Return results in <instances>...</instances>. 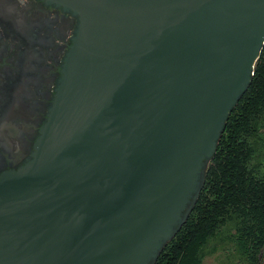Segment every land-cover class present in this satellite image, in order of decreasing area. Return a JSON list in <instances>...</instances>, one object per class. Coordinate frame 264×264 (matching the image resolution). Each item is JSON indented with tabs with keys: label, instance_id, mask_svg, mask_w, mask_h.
<instances>
[{
	"label": "water",
	"instance_id": "obj_1",
	"mask_svg": "<svg viewBox=\"0 0 264 264\" xmlns=\"http://www.w3.org/2000/svg\"><path fill=\"white\" fill-rule=\"evenodd\" d=\"M78 17L30 157L0 174V264H154L264 44V0H43Z\"/></svg>",
	"mask_w": 264,
	"mask_h": 264
},
{
	"label": "trees",
	"instance_id": "obj_2",
	"mask_svg": "<svg viewBox=\"0 0 264 264\" xmlns=\"http://www.w3.org/2000/svg\"><path fill=\"white\" fill-rule=\"evenodd\" d=\"M264 115V44L251 81L230 111L186 220L154 264H201L226 248V264H259L264 247V177L252 138Z\"/></svg>",
	"mask_w": 264,
	"mask_h": 264
},
{
	"label": "flooded vegetation",
	"instance_id": "obj_3",
	"mask_svg": "<svg viewBox=\"0 0 264 264\" xmlns=\"http://www.w3.org/2000/svg\"><path fill=\"white\" fill-rule=\"evenodd\" d=\"M77 22L43 0H0V174L30 157Z\"/></svg>",
	"mask_w": 264,
	"mask_h": 264
},
{
	"label": "rangeland",
	"instance_id": "obj_4",
	"mask_svg": "<svg viewBox=\"0 0 264 264\" xmlns=\"http://www.w3.org/2000/svg\"><path fill=\"white\" fill-rule=\"evenodd\" d=\"M258 131L255 132L254 137L252 138L253 146V161L256 166V176L264 177V115L261 116ZM226 248L218 249L215 253L206 255L201 264H226ZM259 264H264V247L260 253ZM229 264V262H228Z\"/></svg>",
	"mask_w": 264,
	"mask_h": 264
}]
</instances>
